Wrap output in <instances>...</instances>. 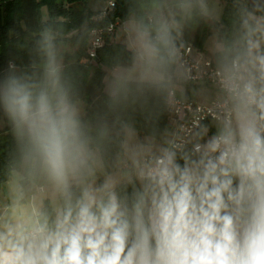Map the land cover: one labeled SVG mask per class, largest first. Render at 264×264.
I'll return each mask as SVG.
<instances>
[{"label": "clouds", "instance_id": "obj_1", "mask_svg": "<svg viewBox=\"0 0 264 264\" xmlns=\"http://www.w3.org/2000/svg\"><path fill=\"white\" fill-rule=\"evenodd\" d=\"M125 3L42 7L0 75V264H264V0ZM114 28L89 101L78 52Z\"/></svg>", "mask_w": 264, "mask_h": 264}, {"label": "trees", "instance_id": "obj_2", "mask_svg": "<svg viewBox=\"0 0 264 264\" xmlns=\"http://www.w3.org/2000/svg\"><path fill=\"white\" fill-rule=\"evenodd\" d=\"M46 6L49 13L53 15H63L68 17L70 23L68 27H78L86 18L91 17L94 12L90 11L85 0H0V75H3L9 61L14 62L18 67L26 66L30 63V50L32 40L30 33L39 27V17L42 7ZM229 9H225V22L229 14ZM127 12L125 0H116V6L112 10L106 22L114 23L121 21ZM103 28V24L94 25ZM209 31L203 25L192 33L191 42L194 49L202 50L204 39L209 36ZM112 34H105L102 46L97 49L96 55L90 56L87 48H82L78 52V60H87L86 64H77L78 71L83 73L82 89L89 101L96 95V88L103 75L104 64L115 54L116 46L113 43ZM23 45V47H20ZM2 115V114H0ZM168 122L165 115L162 118L161 128ZM7 125L0 127V162L3 161L5 150L12 143V137L5 135Z\"/></svg>", "mask_w": 264, "mask_h": 264}, {"label": "built area", "instance_id": "obj_3", "mask_svg": "<svg viewBox=\"0 0 264 264\" xmlns=\"http://www.w3.org/2000/svg\"><path fill=\"white\" fill-rule=\"evenodd\" d=\"M113 25H115L116 27H118L119 26V21H115L114 23H112ZM114 30H115V28L113 29V32H114ZM113 32H111V33H108V32H106V31H104V32H101L100 33V39L102 40V44H103V38H104V35L105 34H112ZM102 46V45H101ZM100 46V47H101ZM100 47H96V48H93V49H91V51L92 52H94V54L96 55V51H97V49H99ZM88 54L90 55V56H92L91 54H90V51H89V49H88ZM94 55V56H95Z\"/></svg>", "mask_w": 264, "mask_h": 264}, {"label": "rangeland", "instance_id": "obj_4", "mask_svg": "<svg viewBox=\"0 0 264 264\" xmlns=\"http://www.w3.org/2000/svg\"><path fill=\"white\" fill-rule=\"evenodd\" d=\"M85 2H86V5L88 6V8L90 9V11L94 12V8L97 5V0H85ZM206 40H207V38L204 39L203 49L201 51H204V46H205V41Z\"/></svg>", "mask_w": 264, "mask_h": 264}, {"label": "crops", "instance_id": "obj_5", "mask_svg": "<svg viewBox=\"0 0 264 264\" xmlns=\"http://www.w3.org/2000/svg\"><path fill=\"white\" fill-rule=\"evenodd\" d=\"M168 123V122H167Z\"/></svg>", "mask_w": 264, "mask_h": 264}]
</instances>
